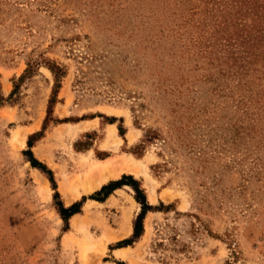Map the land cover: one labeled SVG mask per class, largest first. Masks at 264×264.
<instances>
[{
	"label": "rangeland",
	"instance_id": "obj_1",
	"mask_svg": "<svg viewBox=\"0 0 264 264\" xmlns=\"http://www.w3.org/2000/svg\"><path fill=\"white\" fill-rule=\"evenodd\" d=\"M0 264H264V0H0Z\"/></svg>",
	"mask_w": 264,
	"mask_h": 264
},
{
	"label": "bare ground",
	"instance_id": "obj_2",
	"mask_svg": "<svg viewBox=\"0 0 264 264\" xmlns=\"http://www.w3.org/2000/svg\"><path fill=\"white\" fill-rule=\"evenodd\" d=\"M114 135H116V130L113 131ZM113 141V140H112ZM137 161V160H136ZM136 165L132 160H119L116 162H108L105 165H98L92 170L91 180L88 184V188H97L102 185L103 182L107 181L110 177H115L120 175L121 171L126 168H132ZM129 170V169H128ZM131 170V169H130ZM131 216V215H130ZM130 216L126 213L125 223L123 225L124 231H127L129 228ZM118 254L125 255L126 252L123 251L122 248L118 249Z\"/></svg>",
	"mask_w": 264,
	"mask_h": 264
},
{
	"label": "trees",
	"instance_id": "obj_3",
	"mask_svg": "<svg viewBox=\"0 0 264 264\" xmlns=\"http://www.w3.org/2000/svg\"><path fill=\"white\" fill-rule=\"evenodd\" d=\"M118 184H122V181H118L116 183L117 186L113 187V189L117 188ZM106 188H107V186H104L102 188V190H104ZM134 189L136 191V198L142 203V211L134 223V229H135L134 237H138L140 232H141V228H142L143 216L146 213V211L150 208V205L148 204V202H147L145 196L143 195L142 190L139 188V186H134ZM59 210H60L61 214L64 216V218H66V217H68V216H70V215H72L78 211V209L76 208L75 205H72L68 208L61 206L59 208ZM123 242L126 243L127 241H123Z\"/></svg>",
	"mask_w": 264,
	"mask_h": 264
}]
</instances>
